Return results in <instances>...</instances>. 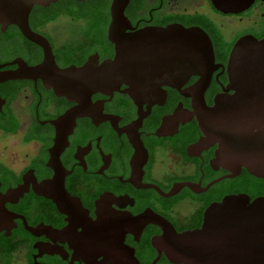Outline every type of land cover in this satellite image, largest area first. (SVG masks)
Returning a JSON list of instances; mask_svg holds the SVG:
<instances>
[{
    "label": "flooded vegetation",
    "instance_id": "flooded-vegetation-1",
    "mask_svg": "<svg viewBox=\"0 0 264 264\" xmlns=\"http://www.w3.org/2000/svg\"><path fill=\"white\" fill-rule=\"evenodd\" d=\"M112 1L35 6L29 27L45 46L15 25H0V264H98L104 260L99 233L117 245L114 264H129L125 250L139 264H174L153 244L162 227L142 226V215L155 214L183 233L200 229L207 208L227 196L264 197L247 182L246 170L232 177L216 161L218 144L203 143L205 135L191 118L192 99L183 95L197 76L180 89L164 86L163 105L136 104L124 93L126 85L112 96L94 94L92 111L75 120L64 118L78 103L57 96L38 75L4 80L25 66L43 65L47 53L60 70L81 68L96 57L100 64L113 60ZM72 12L104 14L98 23L105 36L101 30L100 37H87L88 22L68 16ZM125 15L132 32L179 25L207 34L215 62L205 93L209 107L228 86L235 45L243 38L264 39V0L223 9L214 0H130ZM61 185L82 205H75L73 216L39 194Z\"/></svg>",
    "mask_w": 264,
    "mask_h": 264
},
{
    "label": "water",
    "instance_id": "water-1",
    "mask_svg": "<svg viewBox=\"0 0 264 264\" xmlns=\"http://www.w3.org/2000/svg\"><path fill=\"white\" fill-rule=\"evenodd\" d=\"M58 1L0 0V25L3 28L15 25L27 39L45 46L44 40L31 32L29 16L35 6L49 7ZM251 1L214 0L219 9L240 8ZM129 2L113 0L111 4L108 39L115 47L113 60L100 64L96 57L81 68L60 70L52 54L49 59L47 53L43 65L25 66L20 72L5 74L4 80L38 75L57 96L78 103L64 118L75 120L92 111L94 94L112 96L126 85L124 93L136 104L163 105L164 86L180 89L197 76L199 80L183 95L192 99L191 118L197 119L205 135L203 143L219 145L216 161L232 177L246 170L252 177L264 180V39L243 38L235 45L228 63V86L209 107L205 93L215 62L207 34L179 25L132 32L125 15ZM179 114L180 109L175 116ZM60 123L59 120L52 124L58 127ZM44 189L47 190L39 194L52 200L60 213L75 215L77 203L63 185L59 192ZM78 205V209L82 208L80 202ZM139 220L142 226L153 223L162 227L163 236L153 244L174 264H264V197L251 200L243 194L227 196L207 208L200 229L183 233H177L168 222L152 213H145ZM100 234L98 256L104 260L98 264H114L118 259L114 258L117 245L102 241ZM125 251V261L139 264L132 250Z\"/></svg>",
    "mask_w": 264,
    "mask_h": 264
},
{
    "label": "trees",
    "instance_id": "trees-1",
    "mask_svg": "<svg viewBox=\"0 0 264 264\" xmlns=\"http://www.w3.org/2000/svg\"><path fill=\"white\" fill-rule=\"evenodd\" d=\"M68 16H76V18H82L83 20H86L88 22V28L86 29V36L87 37H93L98 36L100 37L102 30V24L98 23L100 21L99 17L104 16V14H98V13H82L81 15H77L76 13L72 12L68 14ZM99 19V20H98ZM103 31V30H102ZM105 36V30L103 31V35ZM247 182L249 181L252 183L255 188L257 187V190H260L259 194H264V181L255 179L247 174ZM261 183V184H260Z\"/></svg>",
    "mask_w": 264,
    "mask_h": 264
}]
</instances>
